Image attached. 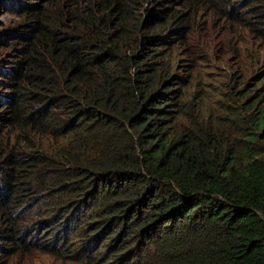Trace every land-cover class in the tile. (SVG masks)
<instances>
[{"label":"trees","instance_id":"1","mask_svg":"<svg viewBox=\"0 0 264 264\" xmlns=\"http://www.w3.org/2000/svg\"><path fill=\"white\" fill-rule=\"evenodd\" d=\"M50 2L22 5L0 61L18 144L0 155L2 250L264 264V0ZM220 26L241 49L197 40Z\"/></svg>","mask_w":264,"mask_h":264},{"label":"rangeland","instance_id":"2","mask_svg":"<svg viewBox=\"0 0 264 264\" xmlns=\"http://www.w3.org/2000/svg\"><path fill=\"white\" fill-rule=\"evenodd\" d=\"M22 5L29 12L35 13L38 10L44 8H50V0H0V61L6 60L9 55V48L7 44L10 38L13 36L12 32L16 26L22 22L23 13ZM197 40L199 42H210L212 44H217V48H222L223 50H228L230 52L231 48H242V33H235L233 36L223 35L224 26L207 28V33L202 34V28H199ZM238 43V45H237ZM224 61L232 63L230 58L223 57ZM197 73L203 76L204 79H216L218 77V69L214 64L213 59L208 58L197 65ZM0 91L1 87H0ZM0 102V106H1ZM9 130H7L8 133ZM3 129L0 123V155L2 154L3 148L7 144H15L18 147L17 142L14 140H8L9 134ZM28 204H24L21 210H26ZM34 231L35 228H33ZM41 236L40 238H42ZM0 246L8 247L7 242L0 241ZM65 260V259H63ZM0 264H68L64 261H59L53 256L42 253L40 250L31 251H20V250H9L5 251L0 249Z\"/></svg>","mask_w":264,"mask_h":264},{"label":"clouds","instance_id":"3","mask_svg":"<svg viewBox=\"0 0 264 264\" xmlns=\"http://www.w3.org/2000/svg\"><path fill=\"white\" fill-rule=\"evenodd\" d=\"M13 33H14V31L12 32V35H13ZM13 37V36H12ZM24 205V204H23ZM23 205H21V207L23 206ZM20 210H21V208H20ZM30 234L33 236V240L35 239V240H38L39 242H41V241H43L44 239H46V237L44 236V233H42V232H39V231H34V232H32V231H30ZM41 236H43L42 238H40ZM0 241H5V242H7L5 239H3V240H0ZM3 248H6V247H3V246H0V249H3ZM33 250H39V249H33ZM55 259H57V260H63V258H56V257H54ZM65 260H67V259H65Z\"/></svg>","mask_w":264,"mask_h":264}]
</instances>
